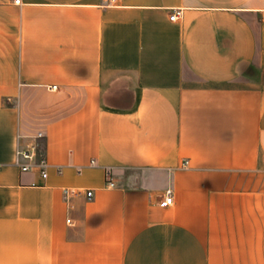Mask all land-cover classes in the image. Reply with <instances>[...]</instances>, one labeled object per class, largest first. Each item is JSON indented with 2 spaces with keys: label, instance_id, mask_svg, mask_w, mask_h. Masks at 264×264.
<instances>
[{
  "label": "crops",
  "instance_id": "crops-1",
  "mask_svg": "<svg viewBox=\"0 0 264 264\" xmlns=\"http://www.w3.org/2000/svg\"><path fill=\"white\" fill-rule=\"evenodd\" d=\"M0 264H264V0H0Z\"/></svg>",
  "mask_w": 264,
  "mask_h": 264
},
{
  "label": "built area",
  "instance_id": "built-area-1",
  "mask_svg": "<svg viewBox=\"0 0 264 264\" xmlns=\"http://www.w3.org/2000/svg\"><path fill=\"white\" fill-rule=\"evenodd\" d=\"M15 3L19 4L20 0H15ZM180 10H174L170 16L171 20H177L180 16ZM49 89L56 90L57 86H49ZM45 137L42 131L37 132L36 134L30 137V141L20 145L18 142L16 150H15V159L16 164L21 167L22 172L37 170L41 173L42 177H47V168L48 162L45 156L40 153V141ZM21 136L18 135V139ZM115 182L112 179L111 171L107 172V188H114ZM92 191H87V196H92ZM173 192L171 189L166 191V194L161 201L160 205L162 207H168L173 204ZM70 223V221H68Z\"/></svg>",
  "mask_w": 264,
  "mask_h": 264
}]
</instances>
